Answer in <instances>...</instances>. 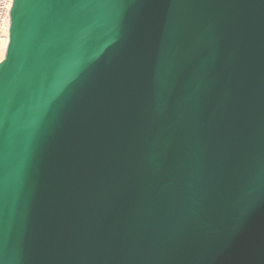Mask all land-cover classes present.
Masks as SVG:
<instances>
[{
  "label": "water",
  "instance_id": "1",
  "mask_svg": "<svg viewBox=\"0 0 264 264\" xmlns=\"http://www.w3.org/2000/svg\"><path fill=\"white\" fill-rule=\"evenodd\" d=\"M0 264H264V0H13Z\"/></svg>",
  "mask_w": 264,
  "mask_h": 264
},
{
  "label": "built area",
  "instance_id": "2",
  "mask_svg": "<svg viewBox=\"0 0 264 264\" xmlns=\"http://www.w3.org/2000/svg\"><path fill=\"white\" fill-rule=\"evenodd\" d=\"M13 0H0V47L6 44L10 30V9Z\"/></svg>",
  "mask_w": 264,
  "mask_h": 264
},
{
  "label": "bare ground",
  "instance_id": "3",
  "mask_svg": "<svg viewBox=\"0 0 264 264\" xmlns=\"http://www.w3.org/2000/svg\"><path fill=\"white\" fill-rule=\"evenodd\" d=\"M8 43H9V31H8V34H7V42H6V44H4L3 46L0 47V61H2V59H4V57H5V53H6V50H7V47H8Z\"/></svg>",
  "mask_w": 264,
  "mask_h": 264
}]
</instances>
